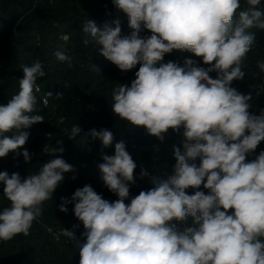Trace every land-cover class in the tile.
Listing matches in <instances>:
<instances>
[{"label": "clouds", "instance_id": "1", "mask_svg": "<svg viewBox=\"0 0 264 264\" xmlns=\"http://www.w3.org/2000/svg\"><path fill=\"white\" fill-rule=\"evenodd\" d=\"M112 3L128 16L133 29L129 36L121 37L119 20L113 22L114 27L87 20L82 28L84 44L101 46L100 55L122 72L140 65L130 85L119 84L112 90L111 110L160 140L169 128L179 132L182 127L183 151L173 146V173L166 178L150 177L154 186L126 204L137 165L125 143L117 142L115 154L103 155L98 168L104 185L118 199L109 202L90 185L76 189L70 199L61 198L59 210L67 213L72 203L85 229L84 242L76 245L79 264H264V151L246 162V156L264 141V112L250 114L251 94L231 87L234 80L244 78L242 64L255 42L248 29H264V13L257 8L261 0H246L244 8L241 0ZM142 22L151 35L141 37ZM173 50L202 57L210 67H198L192 59H185L183 67L164 63L165 54ZM54 56L73 67L65 52L56 51ZM257 66L264 73V62ZM22 71L19 91L0 105V158L26 144L29 133L24 129L44 122L43 115L32 114L37 104L34 90H40L37 79L46 75L43 65L37 60ZM212 71L216 78L209 76ZM52 95L46 93L45 106ZM81 131L73 125L69 139ZM87 136L105 148L114 140L108 129H92ZM57 144L61 146L43 147L54 158L35 174L22 178L18 172H0L3 195L10 202L0 211V240L29 235L33 222L42 215L43 202L52 199L64 173L74 171L56 155L64 151L62 141ZM21 154L25 162L31 160L27 149L17 153ZM147 176L142 170L141 177ZM202 183L208 194L199 190L187 194L186 189H198ZM230 209H234L232 214H228ZM188 217L192 226L183 231L170 223ZM61 235L76 240L71 230L63 229Z\"/></svg>", "mask_w": 264, "mask_h": 264}, {"label": "trees", "instance_id": "2", "mask_svg": "<svg viewBox=\"0 0 264 264\" xmlns=\"http://www.w3.org/2000/svg\"><path fill=\"white\" fill-rule=\"evenodd\" d=\"M245 6L246 0H241V8ZM257 8L264 13V0ZM87 20H94L98 26L108 23L113 27V22L119 20L121 37L129 36L133 31L129 27L128 16L118 10L112 0H0V105L7 104L12 95L19 91L18 81L23 78L24 65L39 60L46 73L37 79L40 90H34L37 104L32 113L43 115L44 122L24 129L29 133L26 144L0 158V172L7 171L9 175L18 172L22 178L37 173L44 163L54 158L45 154L43 147H60L57 141H62L64 151L56 155L74 168V171L64 173V180L52 199L43 202L42 215L33 222L29 235L18 234L12 240L0 242V264H79V248L64 241L56 242L47 228L68 226L85 230L74 215L72 203L67 205V213L59 210L62 197L70 199L76 189L85 185H90L109 202L118 199L104 185L98 168L104 162L103 155L115 154V143L123 141L126 151L137 165L133 173L135 183L130 185L126 204L140 191L154 186L150 177L159 175L166 178L173 173L176 163L173 146L183 151L182 127L179 132L169 128L162 134L163 140H160L148 134L144 127L132 126L113 114L112 90L119 84L130 85L140 65L122 72L100 55L101 46L93 43L85 45L83 41L86 36L82 28ZM248 31L254 35L255 42L242 64L245 76L241 80H234L231 87L244 94L250 93L249 112L260 115L264 112V73H260L257 64L264 62V29L252 27ZM65 34L69 36L67 41L62 39ZM140 35H151L149 30L143 28V22ZM56 51L69 55L73 67L59 62L54 56ZM185 59L194 60L198 67H210L203 63L202 57L180 50L165 54L163 62L172 61L183 67ZM209 76L216 78L217 73L212 71ZM47 92L53 95L48 97L45 106L42 101ZM75 124L82 131L75 139H69L68 134ZM92 129L112 131V145L105 148L101 141L87 136ZM25 149L31 156L29 162H25L22 154L17 155ZM261 151H264V141L246 156V162L255 160ZM195 163L199 165V158ZM142 170L147 171L149 176L142 178ZM0 185L3 186L2 183ZM197 190L205 194L209 191L202 183L198 189L190 187L186 192L192 195ZM9 206L2 188L0 211ZM232 212L234 209L228 210V214ZM170 223L183 231L192 226V218Z\"/></svg>", "mask_w": 264, "mask_h": 264}, {"label": "built area", "instance_id": "3", "mask_svg": "<svg viewBox=\"0 0 264 264\" xmlns=\"http://www.w3.org/2000/svg\"><path fill=\"white\" fill-rule=\"evenodd\" d=\"M65 35H67V34H65ZM2 188H3V186L0 185V189H2ZM147 190H149V189H145L144 191H147ZM47 229H48V232L51 234V236L53 237V239L56 242H62V241H64L65 243H67L70 246L75 247V248H78L76 246L77 245V241H79L81 243L84 242V237L82 236V233L85 232V230H83V229H81L79 227H68V226L55 227V226H49ZM63 229H67V230L73 231L74 234H75L76 240H70L69 241V239L67 237L61 235ZM57 237H59V238H57ZM1 241L2 240H0V242Z\"/></svg>", "mask_w": 264, "mask_h": 264}]
</instances>
